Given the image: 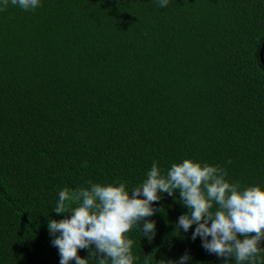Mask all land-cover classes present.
Listing matches in <instances>:
<instances>
[{"label":"trees","instance_id":"trees-1","mask_svg":"<svg viewBox=\"0 0 264 264\" xmlns=\"http://www.w3.org/2000/svg\"><path fill=\"white\" fill-rule=\"evenodd\" d=\"M263 44L264 0H43L0 11V264H59L47 229L68 215L52 209L59 191L131 188L153 161L166 172L191 158L264 187ZM154 207V234L128 233L136 264L186 251L188 264H224L175 227L187 211L178 193ZM78 255L95 264L88 249Z\"/></svg>","mask_w":264,"mask_h":264},{"label":"clouds","instance_id":"clouds-1","mask_svg":"<svg viewBox=\"0 0 264 264\" xmlns=\"http://www.w3.org/2000/svg\"><path fill=\"white\" fill-rule=\"evenodd\" d=\"M42 2L0 0V11L9 4L35 11ZM169 2L157 0L160 8ZM227 176V170L219 165L185 158L172 163L166 172L153 161L146 178L131 188L120 181H89L87 187L62 188L52 209L68 215L47 221L59 264H88V256L78 255L80 249H88L95 264H136L139 257L133 252L134 241L128 233L139 227L145 236L154 234L155 221L147 218L159 210L154 202L165 193H178L179 202L187 209L175 227L184 233L191 228V238L199 237L207 252L225 258L224 264L233 260L236 264H264V187H242ZM191 259L186 251L164 264H188Z\"/></svg>","mask_w":264,"mask_h":264},{"label":"water","instance_id":"water-1","mask_svg":"<svg viewBox=\"0 0 264 264\" xmlns=\"http://www.w3.org/2000/svg\"><path fill=\"white\" fill-rule=\"evenodd\" d=\"M263 46H264V44H263ZM260 61L264 65L263 48L261 49V52H260Z\"/></svg>","mask_w":264,"mask_h":264}]
</instances>
